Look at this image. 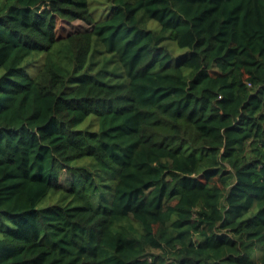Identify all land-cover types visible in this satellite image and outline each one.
<instances>
[{
  "label": "trees",
  "instance_id": "1",
  "mask_svg": "<svg viewBox=\"0 0 264 264\" xmlns=\"http://www.w3.org/2000/svg\"><path fill=\"white\" fill-rule=\"evenodd\" d=\"M0 264H264V0H0Z\"/></svg>",
  "mask_w": 264,
  "mask_h": 264
},
{
  "label": "rangeland",
  "instance_id": "2",
  "mask_svg": "<svg viewBox=\"0 0 264 264\" xmlns=\"http://www.w3.org/2000/svg\"><path fill=\"white\" fill-rule=\"evenodd\" d=\"M104 1L105 0H90V8L96 16H98L99 12L102 10ZM155 24H157L155 20H151L149 23V25H155ZM58 27H59L58 29L59 31H63L64 33H67V32L79 31V30L85 29L88 27V25L81 20L68 21V20L61 19L59 21ZM168 43L172 47H174L176 50L180 49L174 41L169 40ZM29 71L31 74H34L36 71V67L30 68ZM80 162H84V160H81ZM48 201H49L48 198L44 199L43 201L39 203V206L45 205Z\"/></svg>",
  "mask_w": 264,
  "mask_h": 264
}]
</instances>
